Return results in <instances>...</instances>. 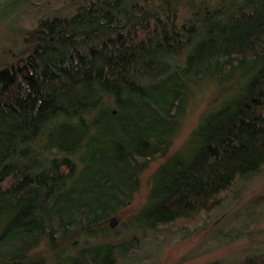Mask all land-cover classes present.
<instances>
[{
    "label": "trees",
    "instance_id": "trees-1",
    "mask_svg": "<svg viewBox=\"0 0 264 264\" xmlns=\"http://www.w3.org/2000/svg\"><path fill=\"white\" fill-rule=\"evenodd\" d=\"M0 5L29 19L0 53V264L137 262L132 239L126 253L76 242L106 227L156 160L138 215L152 230L202 225L264 170V0ZM202 88L182 155L174 140ZM252 250L226 264H264Z\"/></svg>",
    "mask_w": 264,
    "mask_h": 264
},
{
    "label": "rangeland",
    "instance_id": "rangeland-1",
    "mask_svg": "<svg viewBox=\"0 0 264 264\" xmlns=\"http://www.w3.org/2000/svg\"><path fill=\"white\" fill-rule=\"evenodd\" d=\"M9 12L5 6L0 5V53L6 45L13 48L15 41L21 38L18 32L14 33L11 29L25 27L29 20L24 14L20 17L21 11L16 10L14 13L11 12L12 14ZM205 88L197 90L192 99V102L196 103L190 104L174 140L172 149L181 148L182 155H186L190 150L186 139L196 125L200 111L206 107L209 100L208 98L206 101L207 97H204L207 91ZM161 160L151 162L141 173L139 188L132 199L110 217L106 227L92 235L78 236L77 246L117 240L122 244L116 250L126 253L134 249L130 247L129 250L128 247L127 250L125 244L133 243L132 239L136 241L134 243L140 244L132 253V256L137 258L135 260L137 262L132 264H202L210 260L226 264L240 260L252 253L254 251L252 249L264 248V231L253 223L259 215L261 217L258 218L264 219V170L248 177L245 183L242 181L237 183L228 197L229 205L198 227L145 229L138 215L146 204L149 180ZM113 217L116 220L112 224ZM40 245L38 250L49 256L48 251L44 250L45 243ZM72 252L76 250L67 249L57 257L64 260L68 253L73 254Z\"/></svg>",
    "mask_w": 264,
    "mask_h": 264
},
{
    "label": "water",
    "instance_id": "water-1",
    "mask_svg": "<svg viewBox=\"0 0 264 264\" xmlns=\"http://www.w3.org/2000/svg\"><path fill=\"white\" fill-rule=\"evenodd\" d=\"M115 220H116V219L113 217V218H112V224L115 222Z\"/></svg>",
    "mask_w": 264,
    "mask_h": 264
}]
</instances>
